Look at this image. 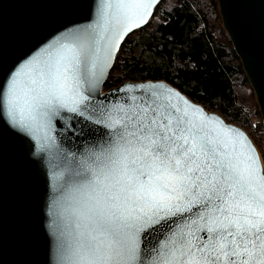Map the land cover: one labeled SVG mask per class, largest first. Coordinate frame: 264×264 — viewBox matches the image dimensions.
Returning a JSON list of instances; mask_svg holds the SVG:
<instances>
[{"label": "snow or ice", "instance_id": "obj_1", "mask_svg": "<svg viewBox=\"0 0 264 264\" xmlns=\"http://www.w3.org/2000/svg\"><path fill=\"white\" fill-rule=\"evenodd\" d=\"M158 0H99L95 19L20 63L0 118L60 154L55 264H264V154L241 130L162 84L98 99L125 38ZM116 97V93L110 94ZM70 139L65 152L57 121Z\"/></svg>", "mask_w": 264, "mask_h": 264}, {"label": "water", "instance_id": "obj_2", "mask_svg": "<svg viewBox=\"0 0 264 264\" xmlns=\"http://www.w3.org/2000/svg\"><path fill=\"white\" fill-rule=\"evenodd\" d=\"M162 2L158 0L148 23L134 33L149 25ZM216 2L222 29L239 58L264 123V0ZM98 4L99 0H0V92L20 63L66 30L91 23ZM115 63L99 92L100 100L108 97L115 102L125 95L120 89L126 85L139 88L147 84L166 85L189 99L162 80L124 81L103 92ZM207 113L224 120L218 114ZM65 116L68 119L56 122V143L65 152L83 150L91 136L72 140L71 133L59 134L66 123L81 127L72 114ZM60 159L55 147L42 151L39 141L17 133L0 118V264H55V238L50 224L53 204L59 196L60 182L54 173L59 171Z\"/></svg>", "mask_w": 264, "mask_h": 264}, {"label": "trees", "instance_id": "obj_3", "mask_svg": "<svg viewBox=\"0 0 264 264\" xmlns=\"http://www.w3.org/2000/svg\"><path fill=\"white\" fill-rule=\"evenodd\" d=\"M154 20L125 41L104 89L122 83L119 74L128 81H165L205 109L239 123L264 154V124L256 105L250 110L236 92L238 86L246 98L253 94L221 28L216 0H175L172 6L164 1Z\"/></svg>", "mask_w": 264, "mask_h": 264}, {"label": "rangeland", "instance_id": "obj_4", "mask_svg": "<svg viewBox=\"0 0 264 264\" xmlns=\"http://www.w3.org/2000/svg\"><path fill=\"white\" fill-rule=\"evenodd\" d=\"M164 1H167V5L168 6H172V5H174V2H175V0H163V2ZM162 2V3H163ZM217 10H218V8H217ZM219 13V12H218ZM153 24H156L155 23V20H154V18L150 21V23H149V25L147 26V27H152L153 26ZM146 27V28H147ZM221 28H222V26H221ZM223 30V29H222ZM224 32V31H223ZM137 33H138V31L137 32H135V33H133L130 37H136V35H137ZM225 33V32H224ZM226 34V33H225ZM228 37V36H227ZM120 54V53H119ZM137 54H138V51H137ZM119 56V55H118ZM118 59V58H117ZM113 71V70H112ZM111 71V72H112ZM110 75H114V73H110ZM110 75H109V78L108 79H110ZM119 78H120V81L121 82H124V81H128V79H126V77H124L122 74H119ZM248 84H249V82H248ZM250 85V84H249ZM251 87V86H250ZM114 88V87H113ZM252 90V89H251ZM107 90H105L104 88H103V92H106ZM253 91V90H252ZM236 92H237V94L239 95V98L240 99H242V101H243V103L244 104H246L247 105V107L250 109V110H253V108H254V105H256V107H257V103H256V99H255V95H254V92H253V94H252V97H247L246 98V93H245V91L242 89V88H240V87H236ZM190 99V98H189ZM247 99H249V100H247ZM191 100V99H190ZM194 102V101H193ZM196 104H198V103H196ZM200 106H202L201 104H199ZM203 107V106H202ZM204 108V107H203ZM258 108V107H257ZM205 109V108H204ZM207 112H210V113H215V114H218L219 116H221L226 122H228V120L218 111V110H216V109H212V110H208V109H205ZM260 113V112H259ZM256 121L255 120H252V123H255ZM263 122V121H262ZM228 123H230V122H228ZM231 124H233V125H235V126H237V127H239L240 129H242L241 128V126H240V124L239 123H231ZM264 124V123H263ZM245 133H246V131L244 130V129H242ZM255 145V144H254Z\"/></svg>", "mask_w": 264, "mask_h": 264}]
</instances>
